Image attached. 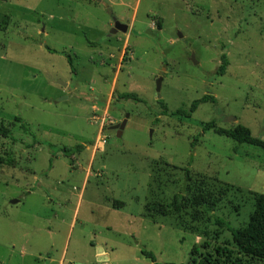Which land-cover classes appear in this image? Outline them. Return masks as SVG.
Wrapping results in <instances>:
<instances>
[{"label": "rangeland", "instance_id": "rangeland-1", "mask_svg": "<svg viewBox=\"0 0 264 264\" xmlns=\"http://www.w3.org/2000/svg\"><path fill=\"white\" fill-rule=\"evenodd\" d=\"M0 13V121L14 124L0 159L15 162L0 164V264H155L143 250L188 264L195 247L220 245L239 257L216 220L248 225L264 150L204 127L242 125L264 141V0H9ZM114 20L127 33L110 37ZM160 77L170 114L205 95L217 107L164 116ZM127 116L119 139L111 128ZM198 194L215 207L150 210Z\"/></svg>", "mask_w": 264, "mask_h": 264}, {"label": "trees", "instance_id": "trees-1", "mask_svg": "<svg viewBox=\"0 0 264 264\" xmlns=\"http://www.w3.org/2000/svg\"><path fill=\"white\" fill-rule=\"evenodd\" d=\"M9 0H0V2H8ZM10 24V17L5 14L0 13V31L4 32L7 30ZM159 27L161 28V24L158 22ZM50 52H53L49 49ZM68 61L73 65L72 59L68 56ZM230 63L227 58V55L222 56V63L218 69V75L224 76L228 70ZM124 101H134L141 103L142 99L139 98L137 94L133 93H125L120 95L119 97ZM204 104H212L217 107V99L212 95H205L201 99L193 102L191 107L188 110H180L176 113L170 114L167 105L160 100L159 105L163 109V115L177 118H189L197 112L199 107ZM17 123L22 124V120L18 117L15 119ZM217 121H212L207 123L204 127V131H216L220 135H223L231 140H234L239 145H249L257 148H261L264 150V141L253 136L251 130L245 126L238 125L229 130H220L217 128ZM14 124H5L0 121V137L4 139L13 138L12 127ZM22 129L26 132H29V128L22 125ZM35 143H38L35 139ZM197 140H195L192 144V147H195ZM84 150L83 146H78L76 149H64L63 153L66 157L71 159L74 158L76 153H82ZM0 164L14 166L15 162L13 158H9L7 160L1 158ZM52 165V164H51ZM188 176V174H187ZM116 207H124L125 203L117 202L115 203ZM215 207L214 201H212L211 195L198 194L194 195L191 199L185 200L182 196L175 197L174 201L170 205H161L155 204L151 210V212L156 213L161 216H166L171 211L179 214L184 209L188 207ZM217 225L224 227L231 233L232 242L235 245L239 257H235L234 251L229 248L228 245H220L218 246L214 253H206L203 255L200 252L198 247H195L192 250V257L188 264H257L260 261H264V196H260L255 205V210L253 214L250 216L249 223L245 228L242 229H234L227 223L226 220L218 218L216 220ZM203 248L205 250L210 249V245L208 242L203 244ZM142 254L149 260H151L155 264H159L157 262L156 257L153 253L143 250Z\"/></svg>", "mask_w": 264, "mask_h": 264}, {"label": "water", "instance_id": "water-1", "mask_svg": "<svg viewBox=\"0 0 264 264\" xmlns=\"http://www.w3.org/2000/svg\"><path fill=\"white\" fill-rule=\"evenodd\" d=\"M114 29L111 31V34H110V37L113 36V35H116L118 34L119 32H122V33H127L128 31V26L124 25V24H121L119 22H117L116 20H114ZM181 39H183L182 36H180ZM193 60L195 61V58H193ZM162 84H163V77H160L157 81V90H156V94H157V99L160 101L161 100V91H162ZM128 119H129V116L126 117V119L123 120V122L119 125H116V126H113L111 129L112 130H115L117 131V137L120 139L122 136H123V133L127 127V124H128ZM229 123H232V122H237V119L233 118V119H230L228 120ZM13 205L15 204H18V201H13L12 202Z\"/></svg>", "mask_w": 264, "mask_h": 264}, {"label": "crops", "instance_id": "crops-1", "mask_svg": "<svg viewBox=\"0 0 264 264\" xmlns=\"http://www.w3.org/2000/svg\"><path fill=\"white\" fill-rule=\"evenodd\" d=\"M127 26V25H126ZM101 248V247H100ZM104 254H106V253H104Z\"/></svg>", "mask_w": 264, "mask_h": 264}]
</instances>
